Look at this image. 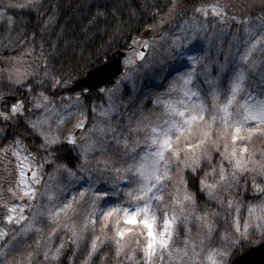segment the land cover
Listing matches in <instances>:
<instances>
[{"label":"snow or ice","instance_id":"obj_1","mask_svg":"<svg viewBox=\"0 0 264 264\" xmlns=\"http://www.w3.org/2000/svg\"><path fill=\"white\" fill-rule=\"evenodd\" d=\"M125 7L120 0L80 5L79 11L91 13L89 27L82 31L86 34ZM163 7V15L159 9L151 13L153 19L159 17V24L150 25L149 31L187 16L189 10L192 15L178 31L167 32L158 41L134 39L133 45L151 49L152 55L141 50L112 71L102 58L88 60L81 52L77 60L75 48L80 45L65 41L63 28L51 39L59 3H0V24L6 25L7 33L0 47L22 53L0 69V81L6 82L10 94L17 87L28 93L45 89L31 96L32 107L49 114L31 119L24 100L0 111V121L12 134L11 141L0 146V241L11 235L0 247V264H9L7 250L13 242L22 243L17 237L31 232L39 234L35 250L27 252L20 264H34L37 256L43 257L41 264H62L68 247L73 251L67 264H108L109 260L112 264H255L249 257L264 249V0L251 6L260 13L254 19L247 13L244 19L230 14V6L221 0H167ZM14 11H26L36 23L9 15ZM234 23L241 25L243 38L241 29L231 31ZM25 57L31 58L27 64ZM67 59L77 60L73 70L57 72L56 65ZM138 73L149 81L171 78L163 93L153 94V109L145 112L138 105L136 111L121 113L123 85ZM85 75L88 79L77 85V92L73 78ZM93 79L94 83L88 82ZM60 89L73 95L64 96ZM115 117L120 118L114 121ZM6 131L0 127V136ZM29 135L41 140L38 152L47 153L42 162L35 153L21 156L27 153L24 139ZM10 156L17 161L14 168ZM215 156L219 161L213 164ZM72 160L75 163L69 166ZM205 163L211 165L215 182L208 183L205 172L199 191L216 201L220 210L198 212L188 173L198 176ZM45 165H55L49 181L66 174L70 182L87 187L56 203L55 190L65 189L44 182ZM249 186L256 203H245L243 193ZM111 197L119 199L110 202ZM44 198L48 203L38 202ZM40 217L50 224L46 234L37 226ZM8 226L20 227L17 231ZM181 226L184 238L178 245ZM61 231L67 238L55 244ZM217 238L219 245L213 246Z\"/></svg>","mask_w":264,"mask_h":264},{"label":"trees","instance_id":"obj_2","mask_svg":"<svg viewBox=\"0 0 264 264\" xmlns=\"http://www.w3.org/2000/svg\"><path fill=\"white\" fill-rule=\"evenodd\" d=\"M6 2V0H0V3ZM92 3L93 0H53V3H59L61 8L58 13V21L55 25L54 31L51 33V39H55L56 33L60 31L61 28L64 29V40L70 42L73 45L79 43L80 47L75 48V54L77 60H79L81 52L83 56L88 60H95L97 58H102L105 62L110 61L117 52H127V56L130 57L131 54H134V58L136 53H139L141 50L145 52V55L149 54L150 49H142L139 46L133 45V40H157L160 36V33H165L170 31L171 29H175L177 25H180L185 19L192 15L191 10H189L187 16H177L174 19H171L167 24L163 27H157L155 31H149V26L153 24H159V17L153 19L151 13L160 10V14L163 15L166 9H164V5L167 3V0H120L121 4H127L128 7L122 8L120 13H117L115 16L109 15L107 22L103 21V19L93 27L89 28V31L85 34L82 29L89 27L87 16L91 13L88 9H85L83 12L79 11V6L84 3ZM200 2V0H197ZM204 2H210V0H204ZM222 3H227L229 7V13H235L240 16L241 19L247 18L245 13L248 16H252L254 19L256 15H260L259 11L255 10L254 5H258L260 0H221ZM155 5V7H153ZM189 9H191V4H189ZM94 11V10H93ZM135 12L136 15H130V12ZM9 15H15L18 20L24 18L32 20V24H35L36 21L34 16H30L26 11H14L9 12ZM120 27L119 31H116L117 27ZM31 28V25H30ZM160 28V29H159ZM6 25L0 24V39L7 35L6 33ZM237 29H241V25L233 24L231 31L235 32ZM19 29H17L18 31ZM242 29L240 33L242 34ZM15 32H13V36H15ZM46 40L48 37L45 38ZM39 45V37L37 38V46ZM131 46V47H130ZM47 48V46H46ZM61 48H63V44H61ZM72 49H69V55H71ZM21 51L18 49L16 51L6 50L0 47V69H5L8 67L10 62V57L21 55ZM25 63L30 62L31 58L25 57ZM77 60L67 59L60 61L56 65L57 72H70L73 70ZM139 63V61H137ZM83 64V61L81 62ZM102 65H97L100 67ZM33 68H35V64L33 63ZM31 70V69H30ZM38 70V69H37ZM88 71H92V69H88ZM215 76V72L212 73ZM86 76V75H85ZM85 76L74 77L73 79L77 81L81 80ZM73 86V85H72ZM47 88V86H45ZM45 89L37 88L36 93H28L25 87H17L11 89V94L9 93V88L6 87L5 81H0V94H3L4 100H0V111L5 110L6 107H10L11 104L17 103L20 100H24L27 107L31 110L26 113V115L30 116L31 119H34L35 108L32 107L31 96L37 94L40 91H44ZM60 94L64 96L73 95L71 90H58ZM46 94H51V89L46 91ZM133 95L132 87L126 82L123 85V97L122 101H128ZM9 98V99H7ZM93 99H96L93 96ZM7 101V105H5L4 101ZM97 103L99 101L97 100ZM57 104H59V100H57ZM150 102L147 103L146 108H151ZM0 127H5L7 131L0 136V146L7 144L12 139L11 128H8L6 122L0 121ZM4 137H7L6 139ZM41 143L39 137L36 136H26L24 139V145L27 147V153H35L37 155L38 162H42V157L47 155V153L39 151L38 145ZM12 161L10 167L14 168L17 161L14 157H9ZM218 156L214 157L216 161ZM60 161H57L59 163ZM64 162L68 163V160H64ZM75 163L72 160L69 164ZM217 163V162H215ZM55 165L48 166L45 165L43 170V179L44 182L47 181L48 173H52ZM205 172L209 173L208 177L211 176V165L205 163L202 166V170L199 172L198 176L196 174L188 173L189 177V190L191 192L196 193L197 195V211L202 212L204 209L208 210H220L217 208L214 200H208L206 193L199 191L200 177H203ZM15 176V174H14ZM64 174L60 175V178L63 177ZM42 190V189H41ZM245 198V203H253L256 200L253 198V193L249 186V191L243 193ZM3 210L0 209V218H2ZM30 215V213H26ZM2 226V225H0ZM13 228L14 230L19 229L20 226H8ZM184 238V230L183 226L180 228V237L177 242H181ZM11 240V235L5 240L0 242V247H3L6 241ZM72 247H68L66 249L65 257L62 261V264H67V257L72 254ZM107 251V249L105 250ZM236 259L235 257L233 258ZM108 264H112V261L109 260Z\"/></svg>","mask_w":264,"mask_h":264},{"label":"rangeland","instance_id":"obj_3","mask_svg":"<svg viewBox=\"0 0 264 264\" xmlns=\"http://www.w3.org/2000/svg\"><path fill=\"white\" fill-rule=\"evenodd\" d=\"M179 25H177L175 27V29H171L170 31H178ZM160 29V28H159ZM168 31V32H170ZM236 32V31H235ZM167 33V32H165ZM165 33H160V36L165 34ZM157 39V41L160 39ZM241 38H243L244 33L242 32V34L240 33ZM152 55V50L150 49L149 54H147L146 56H151ZM128 58H132L134 59V54H131L130 57ZM157 61H159L160 57L157 55L156 57ZM26 62V61H25ZM174 63V62H171ZM27 64V63H25ZM160 66H166V65H160ZM179 67V65H177ZM165 75L167 76V72L165 73ZM173 75H175L173 73ZM171 77H168V79H170ZM168 79H162L160 81H149V79L147 78V76L144 73H138V74H134L133 79L131 81L126 82L127 84H129L132 89H133V95L132 97L128 100V101H122L121 100V113H131L132 111H136L137 110V106L138 105H142L143 110L145 112H148L149 110H151V108H146V104L147 102H151L150 104L152 105V109H153V103L152 100L154 98L153 94H159V93H163L168 86ZM253 79H255V77H253ZM249 83H251V81H249ZM127 106V107H125ZM60 112H63L62 108H58L57 109ZM161 109L157 108L156 109V113L159 114V111ZM44 115H49L48 113H44V111L42 109H35L34 112V119L37 118H41ZM120 117H115V119H119ZM55 121H56V116L54 114L51 115V123L53 124V126H55ZM71 125H68V127H70ZM26 155L25 153L22 152L21 156L23 158V156ZM219 161V157L216 158V161L213 160V164H215V162ZM26 175L27 176H31V172L29 170H26ZM207 182L208 183H214V178L212 176L207 177ZM46 183H53V184H60L64 186V191L61 192L58 188L55 190L56 191V196H57V201L56 203H62V202H66L68 199L71 198V195H73L77 189H79L81 186L83 187H87V184L80 182V183H76L74 181H69L66 174H64L63 177H59V179L57 181H49V179L47 178ZM121 187H124V185L122 184ZM172 189L169 188V191H171ZM117 199H119L118 197H111V201H116ZM39 203H48L46 198L42 199V200H38ZM216 204V201H214ZM257 202V201H256ZM253 202V203H256ZM218 208V206H217ZM242 216H246L247 215V211L246 208H242L241 210ZM222 223V220H221ZM38 227H41L44 230V233L46 234L49 231L50 228V224L47 221L46 217H40L38 218ZM67 233L64 231H61L57 234V236L54 238V243L58 244L59 240L61 238H67ZM193 237H195L196 235V228L193 225V232H192ZM39 238V234L35 233V232H31L28 233L27 236H18L17 240L22 242V243H17V242H13V247L11 249H8L7 251L9 252V255L7 256V261L9 262V264H11L12 261H16L17 264H20V262H22L25 258V254L29 251H34L35 250V246H36V240ZM1 242V241H0ZM181 242H177V244H181ZM219 245V239L217 238V243L216 245L213 246H218ZM43 260L42 256H37L34 259V264H41V261Z\"/></svg>","mask_w":264,"mask_h":264},{"label":"water","instance_id":"obj_4","mask_svg":"<svg viewBox=\"0 0 264 264\" xmlns=\"http://www.w3.org/2000/svg\"><path fill=\"white\" fill-rule=\"evenodd\" d=\"M117 53L118 54L114 55L112 60L107 62L111 66V70L112 71H115L117 68H121L122 67L123 58L126 55V53H120V52H117ZM117 75H118V73H117ZM87 79H88L87 76H85L81 80L77 81V83H75L73 85V88H75L76 91H79V87L77 85L80 84V83H83ZM88 82L89 83H94L95 81L93 79V80H89ZM249 259L253 260L255 262V264H264V249H259L258 248L257 250L253 251V253L249 257Z\"/></svg>","mask_w":264,"mask_h":264}]
</instances>
